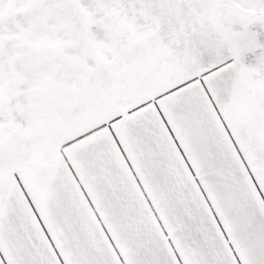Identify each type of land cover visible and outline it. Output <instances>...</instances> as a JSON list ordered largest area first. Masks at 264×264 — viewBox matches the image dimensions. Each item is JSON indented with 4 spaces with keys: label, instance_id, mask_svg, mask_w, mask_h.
I'll return each instance as SVG.
<instances>
[{
    "label": "snow or ice",
    "instance_id": "1",
    "mask_svg": "<svg viewBox=\"0 0 264 264\" xmlns=\"http://www.w3.org/2000/svg\"><path fill=\"white\" fill-rule=\"evenodd\" d=\"M0 264H264V0H0Z\"/></svg>",
    "mask_w": 264,
    "mask_h": 264
}]
</instances>
